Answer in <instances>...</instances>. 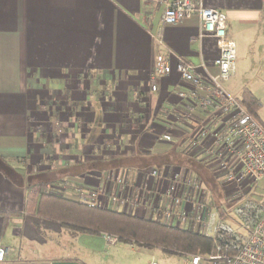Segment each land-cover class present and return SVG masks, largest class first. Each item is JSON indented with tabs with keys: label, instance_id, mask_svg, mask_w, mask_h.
<instances>
[{
	"label": "crops",
	"instance_id": "obj_1",
	"mask_svg": "<svg viewBox=\"0 0 264 264\" xmlns=\"http://www.w3.org/2000/svg\"><path fill=\"white\" fill-rule=\"evenodd\" d=\"M167 1L0 0V156L23 178L17 185L0 171V244L12 249L10 264H98L94 249L72 251L74 241L89 238L117 248L118 241H107L105 234L71 235L58 221L28 211L27 193L43 192L38 187L47 183L61 182L53 192L73 198L71 184L112 193L113 178L124 179L132 194L143 185L167 187L164 179L146 180L149 169L186 170L208 188L209 173L223 196L216 176L185 151L195 125L171 129L173 116L164 111L182 109L177 93L189 88L175 70L178 58L215 75L218 46L211 35L200 36L196 14L163 23ZM201 2L226 14L235 41L237 69L226 89L239 98L248 89L258 99L257 118L264 126V0ZM164 52L172 70L151 92L153 57ZM164 134L174 140L161 139ZM130 213L152 219L146 206Z\"/></svg>",
	"mask_w": 264,
	"mask_h": 264
},
{
	"label": "built area",
	"instance_id": "obj_2",
	"mask_svg": "<svg viewBox=\"0 0 264 264\" xmlns=\"http://www.w3.org/2000/svg\"><path fill=\"white\" fill-rule=\"evenodd\" d=\"M193 14L200 20V36L211 35L216 40L218 55L213 64L218 72H199L192 62L179 57L175 70L189 88L177 93L182 109L164 111L173 116L171 129L195 125L186 135L185 151L216 176L224 190L222 201L216 202L203 180L186 170L163 174L149 169L144 178L166 180L168 185L163 191L143 185L131 194L126 181L115 178L117 190L112 193L102 186L65 185L71 187L75 200L88 207H111L130 213L135 207L146 206L155 221L212 238L210 253L189 254L184 264H264V194H255L264 179V126L225 87L237 69L236 45L227 31L226 14L203 6L201 0H168L161 20L175 25ZM169 54L154 55L149 91L155 92L159 78L172 70ZM160 138L174 140L171 134ZM60 183L44 186L53 191ZM155 196L160 198L158 204H153ZM105 237L109 242L116 241L108 234ZM11 250L0 244V264H10Z\"/></svg>",
	"mask_w": 264,
	"mask_h": 264
},
{
	"label": "trees",
	"instance_id": "obj_3",
	"mask_svg": "<svg viewBox=\"0 0 264 264\" xmlns=\"http://www.w3.org/2000/svg\"><path fill=\"white\" fill-rule=\"evenodd\" d=\"M240 102L258 121V99L248 89L242 91ZM189 164L193 165L190 162ZM0 171L13 183H23L22 176L1 156ZM206 181L208 183L207 179ZM26 209L58 221L63 228L70 230L71 235L76 232L108 234L117 241L157 247L166 253L182 256L206 254L213 249L212 238L192 229L168 226L116 209L88 207L72 197H65L53 191L38 193L32 189L27 193Z\"/></svg>",
	"mask_w": 264,
	"mask_h": 264
},
{
	"label": "rangeland",
	"instance_id": "obj_4",
	"mask_svg": "<svg viewBox=\"0 0 264 264\" xmlns=\"http://www.w3.org/2000/svg\"><path fill=\"white\" fill-rule=\"evenodd\" d=\"M262 102H264V96L262 97ZM206 179L208 180V183L211 184V186L208 185V189L212 191V198L216 202L222 201L223 196L220 186L212 179L209 173ZM257 186L255 194L263 196L264 179ZM38 188L39 191L40 189L47 191V188L43 185ZM109 247L106 244L103 245L101 239L89 238L85 241H74L72 251L76 254L78 252L79 255H84L88 251L92 252L94 249L95 252H98V254L94 255L98 264H153V262L154 264H184L185 258L189 255L185 254L182 256L178 254H169L157 247H147L121 241L117 242L116 249H113L115 247L113 245Z\"/></svg>",
	"mask_w": 264,
	"mask_h": 264
},
{
	"label": "water",
	"instance_id": "obj_5",
	"mask_svg": "<svg viewBox=\"0 0 264 264\" xmlns=\"http://www.w3.org/2000/svg\"><path fill=\"white\" fill-rule=\"evenodd\" d=\"M12 264H83L79 261H52V262H33V263H12Z\"/></svg>",
	"mask_w": 264,
	"mask_h": 264
}]
</instances>
